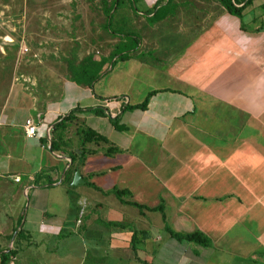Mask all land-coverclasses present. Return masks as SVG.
<instances>
[{
    "label": "crops",
    "instance_id": "0c3cea01",
    "mask_svg": "<svg viewBox=\"0 0 264 264\" xmlns=\"http://www.w3.org/2000/svg\"><path fill=\"white\" fill-rule=\"evenodd\" d=\"M246 9L238 18L220 7L155 70L167 78L149 86L119 87L120 66L104 65L109 75L90 87L65 85L69 105L37 106L12 85L0 107V251H14L5 264H264V10L247 25ZM151 91L144 110H123ZM75 107L83 111L53 133L61 140L52 151V127ZM84 125L109 144H85L92 153L65 178L81 149L68 131ZM109 146L117 152L107 156ZM114 189L143 208L121 203ZM165 227L198 232L209 245L178 241Z\"/></svg>",
    "mask_w": 264,
    "mask_h": 264
},
{
    "label": "rangeland",
    "instance_id": "374dc122",
    "mask_svg": "<svg viewBox=\"0 0 264 264\" xmlns=\"http://www.w3.org/2000/svg\"><path fill=\"white\" fill-rule=\"evenodd\" d=\"M263 1L254 0L246 9L250 12L247 25L262 14L256 4ZM220 7L219 0H0V107L13 84L37 106L60 98L59 105H69L74 95L67 97L63 89L68 82L78 81L83 62L94 81L101 74L109 75L104 65H119L113 83L123 88L134 79L147 86L155 79L162 81L167 77L155 75V70L171 65ZM155 13L162 18L151 22ZM260 21L264 25L263 16ZM129 36L139 39L130 56L147 66L146 75L133 61L113 62L114 53ZM68 132L72 135L68 144L75 143V128Z\"/></svg>",
    "mask_w": 264,
    "mask_h": 264
},
{
    "label": "trees",
    "instance_id": "16d2710c",
    "mask_svg": "<svg viewBox=\"0 0 264 264\" xmlns=\"http://www.w3.org/2000/svg\"><path fill=\"white\" fill-rule=\"evenodd\" d=\"M254 0H219V3L221 4V7L223 9H225L227 12H229L232 15L237 16L238 18L242 17V13L243 11L249 7ZM261 8L264 10V3L261 4ZM157 14H153V16H151L149 18V20L151 22H157L159 19L162 18V16H156ZM241 27H243V24H241ZM128 39L125 40L116 50V52L114 53V61L113 62H126L129 61L131 59L132 56L131 53L135 52L138 48V43H139V39L136 37H127ZM85 62L80 64V70L78 73V76H80L78 78V81H74L75 83H83V84H87L89 87L91 85V82L94 80L95 76H91L90 75V70H88L87 68H85L84 65ZM101 64V67L103 66V62H99ZM86 77V78H85ZM156 91H151L149 92L144 100L137 105H133V106H123V110H127V109H141L144 110L147 107L148 101L150 99V97L155 93ZM83 110H81L78 107H75L74 109H72L68 114L64 115L62 118H60V121H58L51 129V133H50V142L52 144L51 149L52 151L55 150V144H60V140L61 138L60 133L61 131H64L65 128L67 127L66 125H68L69 123H71L74 119H75V113L76 112H81ZM86 111H91V109H88ZM94 113H96L97 115H102V111L100 110H95ZM113 126L116 129H121V126L118 125L116 123V119L111 121ZM54 132H60L57 133L58 138H56V140L53 139V133ZM78 136V144L81 146L79 155L76 156V154H71L69 157L71 158L72 164L74 165V163L76 161H78L76 166H71L69 167L66 172H65V178L66 177H70L73 176L74 172L78 169V166L80 164H82V162L84 161L85 157L87 154H91L92 151L91 150H86L84 148H82L85 144L87 143H105V144H109L108 140L105 136H103L102 134L96 132L95 130L87 127V126H80L76 133ZM69 141V139L67 140ZM65 144V141H62ZM67 144V143H66ZM117 149L115 147L109 146L106 151H105V155H111L113 153H116ZM112 193L115 195V197L124 204L127 205H131L134 206L138 209H142L143 206L136 204L134 202H130L128 200H125L123 197L128 196L129 192L126 190H118V189H114L112 191ZM149 211H162L161 208H153V209H148ZM165 231L169 234L170 237L175 238L178 241H187V242H192L195 243L197 245L200 246H208L209 245V241L207 240L206 237H204L202 234L198 233V232H194L191 234H181V233H177L172 231L171 229H169L168 227H165ZM136 238L134 236V233L132 234L131 237V245L132 248L134 250V244L136 243ZM14 255V251L10 250L7 252H1L0 251V264H5L6 261H8L10 259V256Z\"/></svg>",
    "mask_w": 264,
    "mask_h": 264
},
{
    "label": "built area",
    "instance_id": "2783aa9c",
    "mask_svg": "<svg viewBox=\"0 0 264 264\" xmlns=\"http://www.w3.org/2000/svg\"><path fill=\"white\" fill-rule=\"evenodd\" d=\"M24 131H25L26 136H28V137H34L35 136L36 125L31 118H27L24 121Z\"/></svg>",
    "mask_w": 264,
    "mask_h": 264
},
{
    "label": "water",
    "instance_id": "95a60500",
    "mask_svg": "<svg viewBox=\"0 0 264 264\" xmlns=\"http://www.w3.org/2000/svg\"><path fill=\"white\" fill-rule=\"evenodd\" d=\"M50 144V143H49ZM50 148V147H49ZM80 181V177H79V174L76 172L75 175H74V180H73V184H77L76 181Z\"/></svg>",
    "mask_w": 264,
    "mask_h": 264
}]
</instances>
